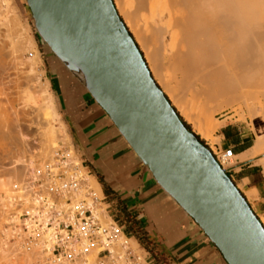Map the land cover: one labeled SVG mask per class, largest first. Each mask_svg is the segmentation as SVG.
Instances as JSON below:
<instances>
[{
	"label": "water",
	"instance_id": "1",
	"mask_svg": "<svg viewBox=\"0 0 264 264\" xmlns=\"http://www.w3.org/2000/svg\"><path fill=\"white\" fill-rule=\"evenodd\" d=\"M50 51L84 84L227 264H264V227L211 151L155 83L112 0H26Z\"/></svg>",
	"mask_w": 264,
	"mask_h": 264
},
{
	"label": "bare ground",
	"instance_id": "2",
	"mask_svg": "<svg viewBox=\"0 0 264 264\" xmlns=\"http://www.w3.org/2000/svg\"><path fill=\"white\" fill-rule=\"evenodd\" d=\"M0 2L9 4L10 0H0ZM112 3L139 49L151 77L164 95L168 96L166 98L176 113L178 110L191 124L195 133L205 139L212 137L213 132L217 131L222 124L221 120L212 118V113L232 107L240 109L241 106H244L256 128V137H253L255 138L253 156L264 153V0H112ZM8 9H11L9 11L15 14V8H11L9 5ZM13 14L12 21L10 18L8 19V16L0 13V21L5 26L3 21L9 22L10 20L13 30L16 31L17 29L15 30L13 27L16 25ZM8 24L5 33L8 36L6 39L8 38L7 40L11 42L9 43L10 47L14 46V50L11 52L17 51L15 54L20 55L22 52H19L27 50L31 44L29 43V47L22 44L24 40L21 41L19 38L20 35L25 36V34L19 33L18 38L14 37L16 39L14 40L12 36L16 32H13L12 35V28ZM19 26L21 28V25ZM17 27L18 25H16ZM26 38L29 39L28 36ZM28 42L27 40L25 44L28 45ZM28 50H31V47ZM19 55L15 58H19ZM31 56L30 60L28 59L29 62L40 61L37 52L32 53ZM33 63H31V68H33ZM69 71L86 83V77L78 66H73L72 71ZM81 85L86 89L84 84ZM48 87L47 83L44 89L46 95L44 94L45 96L42 97L44 101L42 100L43 103L37 106L39 107L38 113H41L43 126L38 125L41 128L40 141L37 143L38 149L35 154H29L32 156L28 159L29 164L25 165L28 168V171L27 168L25 171L28 173H32L35 168L42 166L45 161L60 159L58 153L60 150L67 156V159L73 161L80 159L69 147V135L66 132L65 123L59 116L53 96L47 92ZM30 90L31 88L21 92L27 101L35 104L36 97L33 96L32 90L33 94H31ZM179 113L177 114L179 115ZM57 120L60 123L59 127L54 124ZM8 127L10 129V126ZM38 133L40 134V132ZM60 140L62 141L61 145L58 144ZM235 157L233 154V157L222 165L217 162L224 170L225 167L233 164ZM37 159L43 161L36 165ZM259 160L264 168V156ZM83 172V186L75 196L84 195L85 189L88 188L93 189L96 197L102 196L96 178L87 172V168H84ZM12 173L16 174L13 170ZM13 181L15 182V179ZM6 182L2 186V192H5V197L8 198H5L8 200V208L5 210L3 227L5 222L10 220V211L15 209V195L24 199V204L29 202L21 192L11 191V187H15L11 185L12 181ZM23 182L26 183V179L20 183L22 187ZM5 185L6 187H4ZM87 205L92 207V214L100 223L113 222L101 202H92L88 198ZM14 220L18 221V218L16 217ZM3 227H0V246L14 251L20 249L9 243L7 239L10 233ZM43 238L47 239L48 235L46 234ZM120 238L125 239L123 234L120 235ZM128 240L132 247L142 251L133 238H128ZM83 242V240L80 241V243ZM39 243L32 244L29 251H25L28 254L26 256L29 257L30 254V257L36 255L37 258H40L43 257L42 254L47 255L44 251V243L41 245ZM1 251L3 253V249ZM95 254V249L88 251L85 256L87 263L93 264ZM58 264L71 263L67 258H61Z\"/></svg>",
	"mask_w": 264,
	"mask_h": 264
},
{
	"label": "crops",
	"instance_id": "3",
	"mask_svg": "<svg viewBox=\"0 0 264 264\" xmlns=\"http://www.w3.org/2000/svg\"><path fill=\"white\" fill-rule=\"evenodd\" d=\"M53 73V93L72 145L99 180L108 211L124 232L154 264H227L200 227L155 181L83 85L69 73ZM215 136L214 145L233 149L234 162L224 170L264 225V168L259 160L264 153L253 156L254 124L251 119L228 122Z\"/></svg>",
	"mask_w": 264,
	"mask_h": 264
},
{
	"label": "built area",
	"instance_id": "4",
	"mask_svg": "<svg viewBox=\"0 0 264 264\" xmlns=\"http://www.w3.org/2000/svg\"><path fill=\"white\" fill-rule=\"evenodd\" d=\"M208 146L221 165L233 157L230 147L222 150L213 144V150ZM58 153L60 159L35 168L26 176L23 187L20 183L14 187L29 202L24 204V199L15 195V209L10 211V220L3 227L10 233L9 243L23 251H29L35 242L44 243L47 255L42 254L40 264H58L61 258H67L71 264H89L85 256L92 249L96 250L93 264H154L138 244L142 251L132 247L128 240L132 237L119 222L102 224L93 216L87 199L102 203L103 194L96 197L93 189L88 188L84 195L75 196L83 186L86 166L82 159L73 161L61 150ZM16 217L18 221L14 220ZM46 234L47 239L43 238ZM121 234L125 239L120 238Z\"/></svg>",
	"mask_w": 264,
	"mask_h": 264
},
{
	"label": "rangeland",
	"instance_id": "5",
	"mask_svg": "<svg viewBox=\"0 0 264 264\" xmlns=\"http://www.w3.org/2000/svg\"><path fill=\"white\" fill-rule=\"evenodd\" d=\"M6 4L7 3H5V2H3V3L0 2V13L4 16H8V19L10 18V20H12L13 19L12 18L13 13H11L9 11L11 9H8V7L10 5L11 8H15V10H14L15 14H13L15 20L16 21L18 20L20 23L18 21H17L18 23L15 21V23H16V25H18V27L16 28V25L13 26V27H15V30L16 29L18 30V32H17V30L16 31L13 30V28L11 26L12 23L10 24V22H11L10 20H9V22L7 21L9 24L7 22L3 21L5 23V26L0 21L1 22L0 25H2V26H0V28H1L0 29V34H1L0 35V41L2 43V44L0 43V48L3 49V50L0 49V113H1L0 114V118H1V121H0V123H1V125H0V200H1L0 201V205H1L0 206V227H3L4 216H5V212H6L5 210L8 208V200H7L8 198L5 197L6 193L2 192V189H3L2 186L5 183H7L6 181H9V182L12 181L11 185L17 187L16 185H18L19 183H22V181H24L26 179L28 172L25 171V169L27 168L25 165L29 164L28 159H30V157L33 154H35V151L38 149L37 143H39L38 141H40V138H39L41 136V128L40 127L43 126V120L40 117L41 113L40 114L38 113L39 107H37V106L42 104L44 101L42 99V97H44L46 95V93L44 92V89L46 88V84L47 83L49 84L47 92H49L53 96L55 105L57 107V111L59 113V108L57 105L56 97L54 96V93H53V85H52V81H51L52 80L51 77L54 75L53 72L57 70L59 73L66 74V75H67V73H69L71 75V77H73L76 81H78V79L73 74L68 72L67 69L65 67H63V65L58 63L55 55L49 50V47L44 43V41L39 36L38 32L35 29L33 18L31 16L30 10L26 4V0H10L9 4H7V5ZM7 24H8V26H10L12 28V35H13V32L14 33L16 32L15 33L16 35L14 34L12 36L13 38L14 37L16 38L17 36H19V33L25 34L26 37L27 36L29 37V39H28L24 35H20L19 39H21V41L24 40L23 41L24 43L22 42V44H24L27 47H29V45L31 44L30 45L31 50H28L30 48L29 47L25 51H20L19 53L22 52L20 55L15 54V53H17V51L11 52L12 50H14V48H13L14 46L10 47L9 43H11V42H9L10 40L9 41L7 40L8 38L6 39V37H8L7 34L5 33V30L7 28L6 27ZM19 25H21L22 29L20 28ZM23 29H24V31H23ZM22 36H24L25 38ZM15 38H14V40H16ZM27 40L29 41L28 45L25 44L27 42ZM3 42H5V43H3ZM2 47H4V48H2ZM5 48H6V50H5ZM7 50H8V52H7ZM34 52H37V54L39 55L40 61L37 62L38 64L33 63V62H29L30 58L32 57L31 55ZM142 54H143V52H142ZM18 55L20 57L15 58V56H18ZM31 63H33L32 64L33 68H31ZM27 87H29V88H27ZM30 88H31L32 92L34 93L33 94L30 90L31 94H33V96L36 97L35 104L30 102V101H27L25 99V97H23V92H25V90H27V89L29 90ZM21 91H23V92H21ZM252 103H254V102H252ZM235 107H238V106L235 105ZM233 108L234 107L231 108L232 110L230 108H226V109L219 111V112L216 111V112L212 113V118H214L218 121L221 120L222 124L220 126H222L228 122L247 123L251 119V117L247 114L246 108L244 106H241L240 109L239 108L233 109ZM177 112L179 113L178 110H177ZM179 115L184 120V122L190 127L191 131L194 132L191 124L180 113H179ZM220 115H222V116L220 117ZM60 118H61V116H60ZM40 119L42 120V122ZM61 120L63 121L62 118H61ZM58 122L59 121L57 120L54 123L57 127L60 126V125H58V124H60ZM35 123H36V125H35ZM1 126H2V128H1ZM8 126H10V129ZM7 127H8V129H7ZM38 129H39V131H38ZM65 129H66L67 134L69 135L68 144H69L70 149L72 150V152L76 156H78V158L85 159L84 156L81 155V152L77 149V147L74 144L72 145L73 141H71L72 139L70 137V133H69V130H68L66 124H65ZM38 132H40V134ZM215 132H213L212 137L206 138V139L202 138L199 134H197L195 132L194 133L199 137L200 140L203 141L204 145L206 147H208L209 150H210V148L208 145H210L211 148L213 150H215L213 144L218 141V138L215 136ZM37 135H39V136H37ZM16 139H17V141H16ZM61 143H62L61 140L58 141V144L61 145ZM73 146H74V148H73ZM25 149L27 152L25 151ZM31 153H32V155H29ZM253 154H254V151H253ZM23 155L24 156L26 155V156L24 157ZM19 157L21 158V160ZM36 161H35V164L37 165V163L40 164V162L43 160L37 159ZM12 170L16 174L12 173ZM27 171H28V168H27ZM17 172H19V173H17ZM24 173H27V174L25 175ZM13 179H15L16 183L13 181ZM17 179H19V180H17ZM20 179H21V181H20ZM97 181L99 182L98 179H97ZM8 186H9V184L7 185V187ZM4 187H6V185ZM11 191L12 192L14 191V187H11ZM5 198H7V199H5ZM102 204H103V207L106 208V212L109 214V216L113 220H116L115 217H112V214H114V213L108 211V205L105 202V200L102 201ZM2 249H3V253L1 251ZM7 249L0 246V264H40V262H39L40 260H39V258L36 257V255L35 256L32 255V257H30V254H29V257H28V256H26L27 252L23 251L22 249H15V251L13 249H10L11 251L9 250V248H7ZM30 258H31V260H30Z\"/></svg>",
	"mask_w": 264,
	"mask_h": 264
},
{
	"label": "trees",
	"instance_id": "6",
	"mask_svg": "<svg viewBox=\"0 0 264 264\" xmlns=\"http://www.w3.org/2000/svg\"><path fill=\"white\" fill-rule=\"evenodd\" d=\"M178 113V112H177ZM179 118L181 119V121L184 123V125L187 127V129L188 130H190L191 131V129H190V127L184 122V120L181 118V116H179ZM197 136V135H196ZM197 138L199 139V137L197 136ZM200 140V139H199ZM202 143H203V141L202 140H200ZM204 144V143H203Z\"/></svg>",
	"mask_w": 264,
	"mask_h": 264
}]
</instances>
